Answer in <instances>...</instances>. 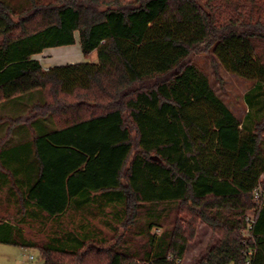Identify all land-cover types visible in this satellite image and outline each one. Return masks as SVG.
<instances>
[{
  "label": "trees",
  "instance_id": "obj_1",
  "mask_svg": "<svg viewBox=\"0 0 264 264\" xmlns=\"http://www.w3.org/2000/svg\"><path fill=\"white\" fill-rule=\"evenodd\" d=\"M76 34L97 62L45 71L35 57ZM198 50L253 83L242 120L191 62ZM8 104L19 114L0 118V192L17 207L1 244L43 264H181L201 222L219 241L197 264H264V0H0ZM107 208L106 249L88 225L42 244L21 228Z\"/></svg>",
  "mask_w": 264,
  "mask_h": 264
},
{
  "label": "rangeland",
  "instance_id": "obj_2",
  "mask_svg": "<svg viewBox=\"0 0 264 264\" xmlns=\"http://www.w3.org/2000/svg\"><path fill=\"white\" fill-rule=\"evenodd\" d=\"M42 63L47 62L52 66L65 64H76L83 62H97V54L93 52L89 56H84L76 34V43L72 46L48 49L44 54L37 56ZM191 62L205 72L210 80L214 91L220 96L233 114L242 120L247 113V106L244 102V94L252 87V82L245 80L237 75L228 73L216 60L211 51H196L191 58ZM264 180V175L262 181ZM16 198V197H15ZM14 197H9L6 191L0 192V219H15L16 208ZM100 211V210H99ZM97 209H92L89 213L72 214L57 222L53 221H33L27 220L21 226L24 235L28 240L37 244L45 243L55 232L60 230H80L81 225H88V229L95 232L98 241L91 246L95 249L108 248L110 245L103 244L113 237V226L116 225L113 208L105 209V215ZM79 228V229H78ZM134 243L138 247L143 240L139 236H134ZM219 236L215 234L205 224L199 222L196 228L195 238L188 244L187 251L181 264H197L199 258L208 249L216 245ZM34 260L30 261L29 257ZM88 260L92 264H99V259L94 257V253H89ZM94 259V260H93ZM103 260V257H102ZM97 262V263H96ZM44 261L38 249H25L17 246L5 245L0 243V264H43ZM136 264H141L137 262Z\"/></svg>",
  "mask_w": 264,
  "mask_h": 264
},
{
  "label": "crops",
  "instance_id": "obj_3",
  "mask_svg": "<svg viewBox=\"0 0 264 264\" xmlns=\"http://www.w3.org/2000/svg\"><path fill=\"white\" fill-rule=\"evenodd\" d=\"M46 51H44L42 54H44ZM35 58L40 61V63L43 66V69L45 71H47L49 68L54 67L47 62L42 63L41 60L37 56ZM20 103L26 104L25 101H21ZM17 107L18 106L16 105V108H15V106H13V104L12 105L8 104L7 106H0V118L13 117L16 114H19V111H18L19 109ZM43 125H49V124L47 122H38L36 124V131H34L28 127L25 129H19L15 134H13V136L11 138H13L14 142H18L19 139H21V138H30V136L33 134V132H35V133L43 132L44 131ZM5 132H6V126H4L2 123H0V137L4 136Z\"/></svg>",
  "mask_w": 264,
  "mask_h": 264
},
{
  "label": "built area",
  "instance_id": "obj_4",
  "mask_svg": "<svg viewBox=\"0 0 264 264\" xmlns=\"http://www.w3.org/2000/svg\"><path fill=\"white\" fill-rule=\"evenodd\" d=\"M260 196V191H256L255 192V198L258 199ZM246 221L250 224L252 222L251 218H247ZM30 261L34 260V257L33 256H30L29 257Z\"/></svg>",
  "mask_w": 264,
  "mask_h": 264
}]
</instances>
